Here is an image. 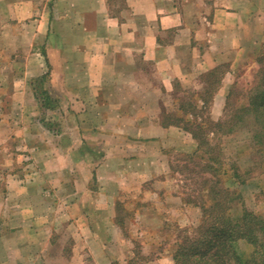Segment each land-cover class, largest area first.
<instances>
[{
    "label": "crops",
    "instance_id": "1",
    "mask_svg": "<svg viewBox=\"0 0 264 264\" xmlns=\"http://www.w3.org/2000/svg\"><path fill=\"white\" fill-rule=\"evenodd\" d=\"M192 1L0 0V111L12 112L0 150L26 163L0 199L18 226L4 246L0 219V258L131 264L134 240L155 242L147 229L125 232L150 226L159 207L144 202L172 177L173 146L192 148L180 119L219 120L237 56L264 35V0Z\"/></svg>",
    "mask_w": 264,
    "mask_h": 264
},
{
    "label": "rangeland",
    "instance_id": "2",
    "mask_svg": "<svg viewBox=\"0 0 264 264\" xmlns=\"http://www.w3.org/2000/svg\"><path fill=\"white\" fill-rule=\"evenodd\" d=\"M192 2L198 5L195 0ZM236 61L241 67L236 70L237 81L231 86L222 104L220 119L213 120L211 116H208L203 119L205 125H191L194 123L184 122L185 118L180 119L183 125L179 126L188 130L193 137L192 148L186 146L181 140L182 142H178L171 149L172 172H174L172 177L169 181L166 180L165 184H156L162 187L159 190L160 198L156 196L157 199L148 198L144 202H151L159 207V209L156 208L158 211L150 213L151 219H147L146 223L150 226H145L143 221L134 223L138 220L132 223L130 221L131 224L127 226L129 232L125 234L127 233L128 238L130 236L132 238L133 234L138 232L145 233L149 230V234L154 235L156 239L154 243L146 242L144 245L134 240V244L125 250L130 251L131 264H148L157 253L170 255L171 263L178 264L173 259V255L186 239H192V243L195 241L199 243L195 245L199 249L198 253L207 250L210 241L219 240L222 226L221 218H218L216 214L221 215V203L230 204L228 203L230 198H233L231 203L234 204L231 215H236L242 209L255 213L260 220L264 221V159L259 155L263 149L261 142L264 141V131L261 125L264 123L259 122L263 119L259 116L262 109L258 107L254 110L249 104L251 99H258V92L251 91V88L263 81L260 75L264 71V35L259 38L256 49L246 51L244 56H237ZM7 75L5 68L0 69V88L6 86ZM7 88L8 85L4 89ZM10 113L4 114L0 111V125H4V128L0 127V142L3 143L11 136L8 126L11 123L9 118L12 117ZM5 121L9 123L6 124ZM9 150V147L0 150L3 158H0V199L1 197L5 199L6 194L9 193L7 186L11 187L8 174L16 169H24L26 166L25 162L7 158L9 157L7 154H10ZM150 184L147 182L143 187L150 190ZM221 189H226L229 193V197L224 199L225 202L221 199ZM4 199L3 202L12 203L14 196L11 194L6 200ZM42 211L44 210L41 209V214L54 215L51 211L50 213L47 210ZM15 212L17 211L10 213L13 218L16 217ZM8 216L9 211H0L4 246H7L10 239L7 229L18 227L9 222ZM232 224V227L237 228L234 223ZM58 226L57 228L63 233L64 229ZM65 233L73 234L74 231L69 229L65 230ZM22 241L19 238L20 244ZM232 248L244 260L253 250V247L243 240L234 241ZM214 252L215 250H211L208 255ZM10 255H7V251L1 254L0 264L31 262L23 255L18 254L17 257L13 253ZM203 259L201 262L192 264H203ZM169 261H164L162 264H169ZM34 264H41V262L37 260Z\"/></svg>",
    "mask_w": 264,
    "mask_h": 264
},
{
    "label": "trees",
    "instance_id": "3",
    "mask_svg": "<svg viewBox=\"0 0 264 264\" xmlns=\"http://www.w3.org/2000/svg\"><path fill=\"white\" fill-rule=\"evenodd\" d=\"M260 78L263 80L261 84H256L255 87L251 88V91L258 92V99H251L249 104L254 110L258 107L262 109L259 116H262L263 119L259 122L264 123V71L261 72ZM261 129L264 131V125H261ZM261 143L263 149L259 152V155L260 158L264 159V141ZM228 197V191L221 189L222 202H225L224 199ZM231 200L233 198L229 199L228 203L230 204L221 203V215L216 214L218 218H221L222 226L219 240L216 242L210 241L208 249L198 253L199 249L195 245H199V243L197 241L192 243V239H186V244L180 245L179 250L177 249L173 255V259L178 264L201 262L202 258H204L203 264H264V221L260 220L255 213L242 209L236 215H231L230 212L234 207ZM232 223L237 228L232 227ZM237 240H243L247 245L253 247L250 256L246 260L242 259L241 255H238L232 248L233 242ZM190 242L191 244H188ZM211 250H215L214 254L208 255Z\"/></svg>",
    "mask_w": 264,
    "mask_h": 264
}]
</instances>
